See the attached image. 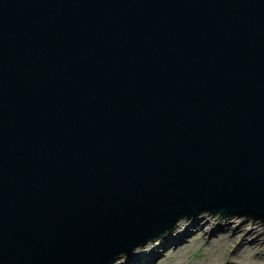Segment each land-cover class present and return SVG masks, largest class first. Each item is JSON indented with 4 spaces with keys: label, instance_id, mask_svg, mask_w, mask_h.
Masks as SVG:
<instances>
[{
    "label": "water",
    "instance_id": "1",
    "mask_svg": "<svg viewBox=\"0 0 264 264\" xmlns=\"http://www.w3.org/2000/svg\"><path fill=\"white\" fill-rule=\"evenodd\" d=\"M201 211L264 224V0H0V264Z\"/></svg>",
    "mask_w": 264,
    "mask_h": 264
},
{
    "label": "bare ground",
    "instance_id": "2",
    "mask_svg": "<svg viewBox=\"0 0 264 264\" xmlns=\"http://www.w3.org/2000/svg\"><path fill=\"white\" fill-rule=\"evenodd\" d=\"M220 220L226 223L221 226ZM231 218L211 217L209 215L197 219H189L186 223L180 222L177 227L157 239V246L160 254L154 251L155 244H148L140 252H132L121 256L120 264H154V259L163 260L164 264H180L179 256L191 244L205 243V249L212 246H222L215 251L212 258H208L204 264H259L264 258V240L259 238L260 231L257 225L249 221L243 225V221H234L231 225ZM194 233L190 235L188 230ZM262 233H260L261 235ZM140 253V254H139ZM202 260L207 253H203ZM136 255V256H135Z\"/></svg>",
    "mask_w": 264,
    "mask_h": 264
},
{
    "label": "rangeland",
    "instance_id": "3",
    "mask_svg": "<svg viewBox=\"0 0 264 264\" xmlns=\"http://www.w3.org/2000/svg\"><path fill=\"white\" fill-rule=\"evenodd\" d=\"M207 215L211 216L210 213L207 214L206 211H201L200 213H198L195 216V218L183 217L174 223V225L170 231H173L180 222L186 223V221H188L189 219H197L198 221H200L201 217H203V216L205 217ZM217 216H218V214H213L211 217H217ZM229 217L231 218V221L229 222L231 225L234 223V221H243V225H247L249 227L257 225L258 230L260 231V233H262L261 235L259 233L258 237L261 238V240L262 239L264 240V224L260 225L261 222H259L257 220L252 221L250 218H247L244 220V216L233 215V216H229ZM249 221H251V223H253V225H251V224L248 225ZM219 222L221 223V226L226 223L224 220H220ZM170 231L164 232L163 235L166 233H170ZM188 232L190 233V235H192L194 233V231L192 229L188 230ZM159 238L160 237H158V238H156L150 242H147L146 244H144L140 247L133 249L131 251V253L132 252H135V253L140 252V250L144 249L148 244H152V245L155 244L156 245L157 239H159ZM210 248L211 249H207V248L205 249V243L204 242H200V243H196V244L194 243V244H191L188 248L184 249V251L182 253L177 254L176 256H179L180 264H204L208 258H212L214 256L215 251H217L219 248L223 249L224 247H222V246L220 247V246L216 245V246H212ZM154 251L158 254H160V252H161L157 245H156V248H154ZM203 253H207L208 255L206 256L205 259L202 260V256L204 255ZM122 255H125V254L117 255L115 260L111 264H120L122 261V259H121ZM152 262H155L154 264H164L163 260H160V259L159 260L154 259ZM259 264H264V258L262 259V262Z\"/></svg>",
    "mask_w": 264,
    "mask_h": 264
}]
</instances>
